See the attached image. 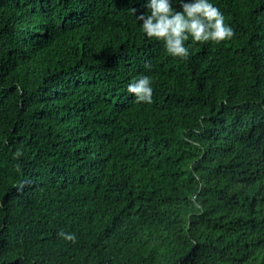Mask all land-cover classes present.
Listing matches in <instances>:
<instances>
[{
  "label": "trees",
  "instance_id": "1",
  "mask_svg": "<svg viewBox=\"0 0 264 264\" xmlns=\"http://www.w3.org/2000/svg\"><path fill=\"white\" fill-rule=\"evenodd\" d=\"M213 3L182 59L146 0H0V264H264V0Z\"/></svg>",
  "mask_w": 264,
  "mask_h": 264
},
{
  "label": "clouds",
  "instance_id": "2",
  "mask_svg": "<svg viewBox=\"0 0 264 264\" xmlns=\"http://www.w3.org/2000/svg\"><path fill=\"white\" fill-rule=\"evenodd\" d=\"M179 5V10L174 7ZM147 12L136 17L141 32L147 38L162 42L166 52L173 57L187 59L190 51L186 42H215L231 40L234 30L225 23V17L213 0H146ZM134 13L135 10L133 9ZM136 103L151 104L153 82L150 76L142 75L128 85ZM17 157L22 153L17 150ZM73 241V234H64Z\"/></svg>",
  "mask_w": 264,
  "mask_h": 264
}]
</instances>
